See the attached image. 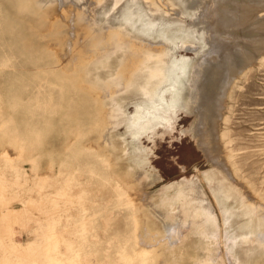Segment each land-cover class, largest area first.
Here are the masks:
<instances>
[{"label":"rangeland","instance_id":"rangeland-1","mask_svg":"<svg viewBox=\"0 0 264 264\" xmlns=\"http://www.w3.org/2000/svg\"><path fill=\"white\" fill-rule=\"evenodd\" d=\"M0 264H264V0H0Z\"/></svg>","mask_w":264,"mask_h":264},{"label":"bare ground","instance_id":"bare-ground-1","mask_svg":"<svg viewBox=\"0 0 264 264\" xmlns=\"http://www.w3.org/2000/svg\"><path fill=\"white\" fill-rule=\"evenodd\" d=\"M220 7V6H219ZM48 15V14H47ZM48 19V18H47ZM210 22V21H209ZM92 30V29H91ZM95 32H96V30H95ZM123 32V31H122ZM96 35V34H95ZM98 36V35H97ZM99 43H101V41L99 42ZM158 53L156 54H154L155 55V60H157V62L158 63H164V59L165 60H168V59H166L167 57H169V56H172L171 55V53L168 51H166V50H156ZM127 52V51H126ZM153 55H151L150 54V57H152ZM167 62V61H166ZM206 62H209V61H205V63ZM179 64V63H178ZM207 65H208V63H206ZM216 64V63H215ZM155 65V64H154ZM162 65V64H161ZM205 65V64H204ZM163 66V65H162ZM160 67V66H154V67H149V65L147 64V66H146V64H145V67H143V69H147V71L149 72V76H147V78H142L141 77V79H140V81H138V82H136V84L134 85V87H135V89L137 90V89H139V91H141L142 92V95L143 96H146V98H147V96H151V91H152V93L155 91V90H157L156 88H158L159 86H161V84L164 82V81H162V80H164V78L162 79L161 77H163L162 75L164 74V66L163 67ZM178 66H180V65H177V68H179ZM200 66H202V64L201 65H199V67L197 68L198 70H200L199 68H200ZM175 67H176V65H175ZM122 68V67H121ZM142 69V70H143ZM170 69H171V67H170ZM214 69V68H213ZM219 69V68H218ZM119 70V69H118ZM141 70V71H142ZM167 70V69H166ZM171 70H173V69H171ZM180 70V69H179ZM184 70V69H183ZM194 70V69H193ZM176 71V69L174 70V72ZM185 71V70H184ZM214 71V70H213ZM187 72H188V70H187ZM168 73V72H167ZM212 73V72H211ZM186 75V74H185ZM195 75V74H194ZM199 72H198V74H197V78H199ZM215 77H216V75H215ZM178 79V78H177ZM194 79V78H193ZM154 80V81H153ZM168 80V79H167ZM191 82H192V84L190 85V87L189 88H191L190 90H191V93H190V98H189V101H188V104L189 105H193V107H196L197 105H196V101H197V90L198 89H196V87H195V84H193V82H194V80H191ZM189 83V82H188ZM100 84V83H99ZM177 85L179 86V89L182 91V86H184V82H182V81H177ZM178 89V90H179ZM204 90V89H203ZM158 91V90H157ZM154 94H155V92H154ZM176 94V93H175ZM206 94V93H205ZM158 96V95H157ZM157 96H155V97H157ZM53 98V97H52ZM148 98H150V97H148ZM177 98V97H176ZM177 101H178V98H177ZM202 101V100H201ZM171 102V101H170ZM179 102V101H178ZM151 105V104H150ZM183 105H185L184 103H183ZM116 106H117V108H116V115H118V114H120V115H118V117L119 116H122L121 114H122V112H121V110H122V107L120 106V105H117L116 104ZM199 106V105H198ZM202 106V105H201ZM204 106V105H203ZM206 106V105H205ZM171 107V106H170ZM114 109V108H113ZM201 109V108H200ZM143 111H145V110H143ZM156 111H157V109H156ZM139 115H140V113H138ZM144 114V113H143ZM145 116V115H144ZM203 117V116H202ZM120 118V117H119ZM140 118V117H139ZM156 120L157 119V121H158V115H156V116H150L149 118H145V119H142V121H140V122H136V121H134L133 123H131V125L129 126V127H135V128H137V129H141V127H142V124L143 123H146V121L147 120ZM120 121H121V119H119ZM130 120V119H129ZM144 120H146V121H144ZM166 120V119H165ZM127 121V120H126ZM163 121V120H162ZM171 121V120H170ZM122 122V121H121ZM124 122V121H123ZM159 122V121H158ZM157 122V123H158ZM165 122V121H164ZM168 122V121H167ZM117 123V122H116ZM120 123V122H119ZM160 123V122H159ZM113 124V123H112ZM111 124V125H112ZM155 124V123H154ZM166 124H168V123H166ZM114 126V125H113ZM115 127H117V126H115ZM128 127V128H129ZM155 127V126H154ZM114 128V127H113ZM143 132V131H142ZM141 132V133H142ZM108 135V134H107ZM106 138V137H105ZM108 143V142H107ZM133 150V149H132ZM11 214H12V216H16L15 214V212L14 211H11L10 212ZM11 216V215H10Z\"/></svg>","mask_w":264,"mask_h":264}]
</instances>
